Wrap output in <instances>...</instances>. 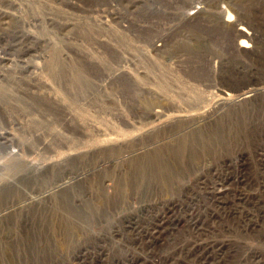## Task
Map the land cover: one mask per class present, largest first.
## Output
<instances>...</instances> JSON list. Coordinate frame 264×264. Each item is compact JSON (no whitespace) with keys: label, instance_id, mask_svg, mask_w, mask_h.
I'll list each match as a JSON object with an SVG mask.
<instances>
[{"label":"rangeland","instance_id":"1","mask_svg":"<svg viewBox=\"0 0 264 264\" xmlns=\"http://www.w3.org/2000/svg\"><path fill=\"white\" fill-rule=\"evenodd\" d=\"M263 151L264 0H0V264H264Z\"/></svg>","mask_w":264,"mask_h":264},{"label":"bare ground","instance_id":"2","mask_svg":"<svg viewBox=\"0 0 264 264\" xmlns=\"http://www.w3.org/2000/svg\"><path fill=\"white\" fill-rule=\"evenodd\" d=\"M236 21V20H235ZM234 21V22H235ZM227 22H233L232 20V16H229V20H227ZM236 23H238V21H236ZM239 32L238 34V38L240 39V43H239V49L241 51H246L248 49L251 48L250 43L253 42L254 37H252V34L246 30V28L241 27L240 29H238ZM257 44V43H256ZM255 56V55H254ZM243 66V65H242ZM242 68V67H241ZM235 69V68H234ZM232 71V70H231ZM258 93V92H257ZM261 93V92H260ZM246 97V96H245ZM243 99V98H242ZM247 99V98H245ZM231 100V99H230ZM244 101V100H243ZM224 108V107H223ZM158 114V113H157ZM220 114V113H219ZM162 115V114H161ZM160 116V115H159ZM212 117V116H211ZM184 123V122H183ZM199 124V123H198ZM187 127V126H186ZM185 127V128H186ZM189 128V127H188ZM216 129V128H215ZM187 130V129H186ZM185 133V132H184ZM201 134V133H200ZM175 136V135H174ZM169 138V137H168ZM181 138V137H180ZM256 139V138H255ZM153 142V141H152ZM160 144V143H159ZM140 146V145H139ZM147 146V145H146ZM182 146V145H181ZM153 148V147H152ZM167 148V147H166ZM146 150V149H145ZM181 150V149H180ZM143 151V149H142ZM184 151V150H183ZM99 152V151H98ZM172 152V151H171ZM264 152V151H263ZM100 153V152H99ZM123 153V152H122ZM147 157V156H146ZM190 159V158H189ZM144 161V160H143ZM109 162V161H108ZM107 163V162H106ZM152 163V161H151ZM149 165V164H148ZM160 165V164H159ZM164 165V164H163ZM114 167V166H113ZM146 167V166H145ZM166 168V167H165ZM143 169V168H142ZM145 169V168H144ZM127 173V172H126ZM146 174V173H145ZM79 175V174H78ZM80 176V175H79ZM140 176V175H139ZM141 179V178H140ZM123 180V179H122ZM205 180V179H204ZM214 181V180H213ZM222 182V181H221ZM65 183V182H63ZM202 183V182H201ZM204 184V183H202ZM64 185V184H63ZM66 185V183H65ZM222 185V184H221ZM215 192V191H212ZM238 192V191H237ZM88 193V192H87ZM210 193V192H209ZM229 190H220L218 191L215 196H216V200L217 202H219V204L221 205V208H226V205H228V200L227 197L229 196ZM246 195V194H245ZM128 196V195H127ZM259 199V198H258ZM160 203V202H159ZM199 207V206H198ZM204 208V207H203ZM246 208V207H245ZM257 208V207H256ZM229 214H231V210L229 208ZM225 217V216H224ZM228 217V216H227ZM230 221V220H229ZM66 222V221H65ZM170 226V225H169ZM246 226V225H245ZM135 228V227H134ZM209 230V228H208ZM206 231V230H205ZM215 231V230H214ZM208 233V232H207ZM213 235V234H212ZM158 237V236H157ZM136 238V237H135ZM216 251V250H215ZM197 253V252H196ZM254 254V253H253ZM221 255V254H220ZM254 256V255H253ZM188 257V256H186ZM176 258V257H175ZM183 258V257H182ZM210 258V257H209ZM218 261V260H217ZM185 262V261H184Z\"/></svg>","mask_w":264,"mask_h":264}]
</instances>
